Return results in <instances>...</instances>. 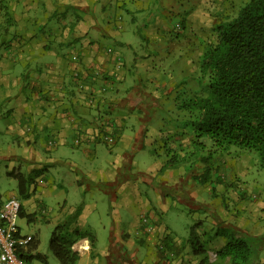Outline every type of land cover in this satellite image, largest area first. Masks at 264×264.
Listing matches in <instances>:
<instances>
[{"label":"crops","instance_id":"crops-1","mask_svg":"<svg viewBox=\"0 0 264 264\" xmlns=\"http://www.w3.org/2000/svg\"><path fill=\"white\" fill-rule=\"evenodd\" d=\"M202 1L0 0V159L7 161L5 174L8 165L16 168L17 164L30 186L35 185L26 196L21 195L20 217L35 220V209L46 224L53 222V228L61 224V230L92 231L93 246L86 238L72 245L78 253L77 264L230 263L228 256L216 255L234 220L229 206L235 201L248 206L244 200L257 196L245 188L227 191L215 179V186L205 187L216 200L210 202L202 198L201 189H191L193 178L200 176L184 173L183 156L182 161L179 158L173 166L161 169L169 150L182 153L191 143V135L180 132L175 122L181 94L191 88L179 73L185 67L196 70L216 35L215 25L232 11L233 0H204L207 5ZM172 15L182 18L178 28L186 29L181 34L172 35L166 26ZM175 51L180 54L170 58ZM166 65L171 71L167 75ZM186 78L193 76L188 72ZM108 134L121 146L115 167L102 181L89 177L87 181L88 185L102 183L109 195V228L88 223V216L98 212L95 202L70 204L62 199L54 212L40 201L39 208L34 188L46 182L52 151L61 144L82 147L88 157L87 147L111 145L104 139ZM186 135L187 142L179 147ZM145 148L153 161L139 180L156 182L152 186L156 201L147 197L148 201H140L138 211L126 216L113 205L116 189L127 180H136L129 173L137 166L134 152ZM165 150L161 157L159 152ZM75 181L82 185L79 179ZM17 193V181L13 189L0 188V203L19 198ZM171 193L188 205L190 215H196L193 208L207 213L210 224L205 227L196 215L197 222L187 223L186 232L179 224L172 225L174 215L166 201ZM243 222L234 225L233 238L245 231ZM251 226L249 233H243L255 240V246L250 245L251 264H264V225L251 222ZM19 230L20 236L37 241L34 249L20 245L27 255L41 256L30 258L29 263L59 264L48 249L49 241L43 252L36 235Z\"/></svg>","mask_w":264,"mask_h":264},{"label":"rangeland","instance_id":"rangeland-1","mask_svg":"<svg viewBox=\"0 0 264 264\" xmlns=\"http://www.w3.org/2000/svg\"><path fill=\"white\" fill-rule=\"evenodd\" d=\"M245 1L246 0H233L232 11L227 15H233L239 5ZM202 3L207 5V2H204V0ZM179 19L182 18L179 16L174 17V15H172L167 21L166 26L172 35L177 33L181 34L182 31L186 29L185 26L182 29L178 28V23H180L178 22ZM214 39L215 36L211 37L210 42H213ZM174 53L176 55H172L170 58H177V55L180 54L176 51ZM167 65L164 67L166 70L165 75L171 72ZM188 72L191 73L193 79H185ZM178 77L181 81L185 82V85L190 84L191 88L187 90V94H181L182 98L179 99L177 106L183 99L195 92H199L204 85V82L201 80L199 65L196 67V70H187L185 67V70L180 72ZM177 111L176 116L178 115V118H175V122L178 123L177 126L181 128L180 132L185 130L186 134L189 132V127L185 125L183 119L184 111L179 108H177ZM187 136L188 135H186L184 141L180 143L179 147L187 142ZM114 141L115 142L111 145L99 143L87 147L90 151L88 157L85 156L82 147L69 148L62 144L59 145L58 150L52 151L51 159L47 162L48 167L45 174L46 185L44 184L34 188V201H37L36 203L38 205L41 203L40 201H42L45 204L46 209H52L54 212L57 209L58 203L62 201V199H66L70 204H74L75 202L79 204L81 201L82 203L95 202L98 212L92 216H88V223H96L100 228H103L102 225H104L106 229L109 228L112 221V217L108 215V207L110 204L109 195L104 190V185L102 183L98 185H88L87 177L97 180L100 179V181H102L108 173L114 169V163L121 153V146L119 142H116V137H114ZM199 141L201 142V145L196 142H191L186 150L183 149L182 153H177L180 155L181 161L184 157V161L181 163L185 170L184 173L192 174L193 172V174L200 176V178H193L194 184L191 189H196L198 191L201 189L202 191L200 194L202 198L214 202L216 201L215 198H211L210 193L207 195L205 187L210 184L211 186L212 184L215 186L216 182L214 180L220 179L222 186L227 191L236 193L239 189L245 188L248 194H255L257 196L256 199L251 198L244 200L249 203L248 206H240L236 201L233 202L234 205L231 204L229 206V213L234 215V220L231 222L232 227L226 231V239L229 240L230 238L235 237L233 229L234 225H236L237 222H241L242 219L244 225L241 229L248 231V233L252 229L251 222H256L259 226L264 225V218L260 215V213L264 214V169L259 166L258 154L253 150L238 149L232 145L219 148L214 146L207 137H202ZM155 148H157V146H155ZM165 152L166 150L159 152L161 157L166 154ZM171 152L176 153L175 149L173 151L169 150L167 153L171 154ZM134 155H136L135 160L137 166H133L129 173L132 174L131 177L136 178V180H127L128 182L126 181L123 187H117V198L113 204L120 213L122 212L123 214H126V216H131L132 211H138L140 201L145 202L149 199L155 200L152 186H155L156 182L152 181L151 184H146L139 180L141 174H146L148 167L153 161V157L147 148L137 150L134 152ZM13 162H15V160ZM5 163H7L6 160L0 159V188L3 190H10L16 186V180L12 176L5 174L7 170L4 166ZM14 165L18 169L17 164ZM8 169H11L10 165H8ZM180 172H183L182 169H180ZM201 177H204L205 179L203 180ZM76 179L82 181L81 186L76 184ZM34 186H30V183H28L26 185V193L28 190L31 191ZM82 193L84 195H82ZM17 194L19 195L20 193ZM170 195L171 196H167L166 201L168 206L171 207V214L174 215L172 225L177 226L179 224L186 232L187 223H191L192 225L195 224L197 222V216L204 220L203 223L205 224V227L210 224V216H207V213H203L199 208H193L197 216H192L188 211V205L176 199L173 193ZM18 199H22L21 195H19ZM244 201H241L242 204ZM236 205L239 207H236ZM39 208H41L40 205ZM34 211L36 212L35 220L27 222L26 216H19L17 219V225L21 228L22 232H30L36 235L39 239L40 250L47 252L50 232L53 230V222L46 224L41 219L42 216H40L39 210L34 209ZM245 231H241L240 238L247 241L251 246H255V240L245 236L243 234ZM205 240H208V238H205Z\"/></svg>","mask_w":264,"mask_h":264},{"label":"trees","instance_id":"trees-1","mask_svg":"<svg viewBox=\"0 0 264 264\" xmlns=\"http://www.w3.org/2000/svg\"><path fill=\"white\" fill-rule=\"evenodd\" d=\"M214 30L215 39L207 44L199 62L204 85L177 108L184 111L191 142L201 145L199 140L207 137L219 148L232 145L253 150L264 169V0H246L233 15H225ZM179 158V154L171 152L161 169L173 166ZM7 175L17 181L18 193L26 196L30 179L17 168H11ZM19 216H23L21 206ZM61 228V224L53 228L48 249L59 264H77L73 243L86 238L93 246L94 234L89 229ZM24 246L34 249L37 241L31 238ZM22 249L18 246L17 254L27 262L41 257L29 256ZM216 255L228 256L229 264H251L252 247L241 238H230Z\"/></svg>","mask_w":264,"mask_h":264},{"label":"built area","instance_id":"built-area-1","mask_svg":"<svg viewBox=\"0 0 264 264\" xmlns=\"http://www.w3.org/2000/svg\"><path fill=\"white\" fill-rule=\"evenodd\" d=\"M108 144L114 142L110 134L104 137ZM21 203L16 197H9L0 203V264H31L20 258L16 249L27 244L31 237L20 236L17 219ZM146 222V218H142Z\"/></svg>","mask_w":264,"mask_h":264}]
</instances>
